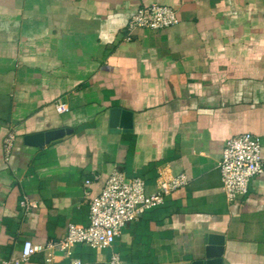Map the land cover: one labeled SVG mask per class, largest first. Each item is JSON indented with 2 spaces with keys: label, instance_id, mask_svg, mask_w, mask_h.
I'll list each match as a JSON object with an SVG mask.
<instances>
[{
  "label": "crops",
  "instance_id": "1",
  "mask_svg": "<svg viewBox=\"0 0 264 264\" xmlns=\"http://www.w3.org/2000/svg\"><path fill=\"white\" fill-rule=\"evenodd\" d=\"M152 5L174 8L179 23L129 38L131 17ZM114 109L132 114L131 130L112 128ZM53 131L68 132L27 140ZM247 133L264 158V0H0V264L20 259L27 240L87 225L115 169L150 194L180 175L189 184L110 249L22 264H111L115 253L124 264H193L212 236L222 264H264V175L230 203L219 169L227 142ZM25 198L37 205L26 216Z\"/></svg>",
  "mask_w": 264,
  "mask_h": 264
},
{
  "label": "built area",
  "instance_id": "2",
  "mask_svg": "<svg viewBox=\"0 0 264 264\" xmlns=\"http://www.w3.org/2000/svg\"><path fill=\"white\" fill-rule=\"evenodd\" d=\"M179 23L174 8L152 5L138 10L130 19L127 33L130 38L138 29L166 30ZM58 112L68 111L61 101L55 104ZM16 140V132L10 131L4 141L5 161L9 162ZM262 140L250 133L237 136L227 142L219 164L221 181L228 202L233 203L249 194L253 179L264 175ZM89 184V182H87ZM189 184L186 175H180L163 183L160 190L150 194L145 180L131 177L119 169L110 174L102 193L90 201V219L87 225L70 224L66 236L59 241L35 244L25 241L20 259L3 264L26 263L37 254H44L48 261L59 253L66 254L72 247L85 245L92 249H110L116 243L127 223L134 222L164 204L165 197ZM37 205L27 198L20 202L23 215H28ZM73 264H82L73 260ZM111 264H124L119 254H113Z\"/></svg>",
  "mask_w": 264,
  "mask_h": 264
},
{
  "label": "water",
  "instance_id": "3",
  "mask_svg": "<svg viewBox=\"0 0 264 264\" xmlns=\"http://www.w3.org/2000/svg\"><path fill=\"white\" fill-rule=\"evenodd\" d=\"M132 123H133V117L132 114L130 112L127 111H122L120 109H114L111 112V126L112 128H118L121 127L122 129H124V132L131 130L132 128ZM68 131H53V132H49L46 134H40L34 137H30L27 140L32 139L33 142H35L36 144H38V141H40V146L44 145V144H49L53 141H56L62 137L65 136V134ZM43 139V140H42ZM219 240V241H218ZM208 247L206 250V256L203 259H199L197 261H195L193 264H222V253H223V249L221 246H223V239L221 238V240L219 238H215V237H208ZM215 245H219V248L213 247Z\"/></svg>",
  "mask_w": 264,
  "mask_h": 264
}]
</instances>
